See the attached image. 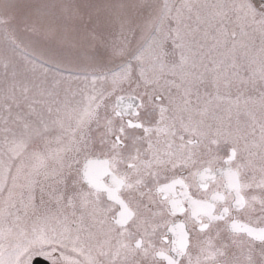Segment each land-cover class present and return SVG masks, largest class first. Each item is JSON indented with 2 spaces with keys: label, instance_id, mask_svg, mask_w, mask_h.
Listing matches in <instances>:
<instances>
[{
  "label": "snow or ice",
  "instance_id": "obj_1",
  "mask_svg": "<svg viewBox=\"0 0 264 264\" xmlns=\"http://www.w3.org/2000/svg\"><path fill=\"white\" fill-rule=\"evenodd\" d=\"M0 36V264H264V0H0Z\"/></svg>",
  "mask_w": 264,
  "mask_h": 264
},
{
  "label": "flooded vegetation",
  "instance_id": "obj_2",
  "mask_svg": "<svg viewBox=\"0 0 264 264\" xmlns=\"http://www.w3.org/2000/svg\"><path fill=\"white\" fill-rule=\"evenodd\" d=\"M236 95L237 94L235 93V90H234L233 91V98H235ZM248 96H252L254 99H257L258 98V93L257 92H254V91H246L244 93V96H242L241 99H240L239 110L237 111L236 109H234L233 110V114L234 115L231 117L233 123L235 124V123L239 122V124H240V126H241L242 129L245 126L244 124L247 125V124H250L251 123V119H250V117L247 114V112L249 110L252 111L256 115L257 119L260 118V114H261L260 113V106H259V103L258 102L255 103V104L249 103L247 105V107H245L244 99L246 97H248ZM224 115L227 116L228 114L225 112ZM250 175H251V173H250ZM255 175H256L257 180H258V174L256 172H255ZM252 195L257 196L258 199H257V202H256L255 206L257 208H259V206H260L259 205V199L260 198H264V194H262L259 189H255V190H253V191H251L249 193V198ZM232 252H233V250H229V252H228V257L229 258L232 257ZM237 255L240 256V253L237 252ZM243 259H244V257L243 256H240L241 264H243ZM36 261H37V264H48V262L46 260H44L43 258H39Z\"/></svg>",
  "mask_w": 264,
  "mask_h": 264
},
{
  "label": "rangeland",
  "instance_id": "obj_3",
  "mask_svg": "<svg viewBox=\"0 0 264 264\" xmlns=\"http://www.w3.org/2000/svg\"><path fill=\"white\" fill-rule=\"evenodd\" d=\"M2 43H3V37L0 36V45H2ZM233 115H234V114L232 113V116H233ZM232 116H231V117H232ZM244 125H246V124H244ZM254 152H256V155H255V157L253 158V160H254V165H255V169H256L255 172L258 174V179H259V167H260V164H261L260 155H259V149H255Z\"/></svg>",
  "mask_w": 264,
  "mask_h": 264
}]
</instances>
